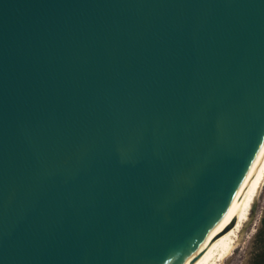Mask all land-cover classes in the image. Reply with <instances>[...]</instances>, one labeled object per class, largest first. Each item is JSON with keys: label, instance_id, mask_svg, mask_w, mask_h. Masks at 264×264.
<instances>
[{"label": "water", "instance_id": "1", "mask_svg": "<svg viewBox=\"0 0 264 264\" xmlns=\"http://www.w3.org/2000/svg\"><path fill=\"white\" fill-rule=\"evenodd\" d=\"M263 139L264 0H0V264H162Z\"/></svg>", "mask_w": 264, "mask_h": 264}, {"label": "bare ground", "instance_id": "2", "mask_svg": "<svg viewBox=\"0 0 264 264\" xmlns=\"http://www.w3.org/2000/svg\"><path fill=\"white\" fill-rule=\"evenodd\" d=\"M263 190L264 139L214 231L201 243L184 246L162 264H223L242 243Z\"/></svg>", "mask_w": 264, "mask_h": 264}, {"label": "rangeland", "instance_id": "3", "mask_svg": "<svg viewBox=\"0 0 264 264\" xmlns=\"http://www.w3.org/2000/svg\"><path fill=\"white\" fill-rule=\"evenodd\" d=\"M252 214V220L250 222L251 224H249L245 230L242 243L223 264H246V261L250 255L254 238L259 231L261 221L264 218V190L256 204V207H254Z\"/></svg>", "mask_w": 264, "mask_h": 264}, {"label": "flooded vegetation", "instance_id": "4", "mask_svg": "<svg viewBox=\"0 0 264 264\" xmlns=\"http://www.w3.org/2000/svg\"><path fill=\"white\" fill-rule=\"evenodd\" d=\"M246 264H264V218L254 238Z\"/></svg>", "mask_w": 264, "mask_h": 264}]
</instances>
